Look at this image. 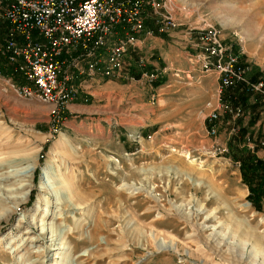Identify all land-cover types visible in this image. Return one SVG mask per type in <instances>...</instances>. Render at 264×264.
<instances>
[{"label":"rangeland","instance_id":"rangeland-1","mask_svg":"<svg viewBox=\"0 0 264 264\" xmlns=\"http://www.w3.org/2000/svg\"><path fill=\"white\" fill-rule=\"evenodd\" d=\"M160 1L178 27L126 55L122 78L84 88L82 76L80 111L53 117L0 77V264H264V197L249 202L230 152L264 161V106L245 90H264V0ZM146 18L153 26L148 9ZM207 27L240 52L242 81L220 94L192 45ZM211 234H225L216 248Z\"/></svg>","mask_w":264,"mask_h":264},{"label":"built area","instance_id":"built-area-1","mask_svg":"<svg viewBox=\"0 0 264 264\" xmlns=\"http://www.w3.org/2000/svg\"><path fill=\"white\" fill-rule=\"evenodd\" d=\"M146 9L158 34L178 27L160 0H0V62L7 70L0 77L18 98L44 104L53 117L63 115L82 76L123 77L125 56L153 35L145 27ZM192 45L200 71L216 75L219 94L242 81L240 52L222 44L214 28L200 29ZM245 90L261 95L264 106L262 83ZM215 119L213 110L211 135Z\"/></svg>","mask_w":264,"mask_h":264},{"label":"trees","instance_id":"trees-1","mask_svg":"<svg viewBox=\"0 0 264 264\" xmlns=\"http://www.w3.org/2000/svg\"><path fill=\"white\" fill-rule=\"evenodd\" d=\"M145 26L147 29L152 27L151 31L153 34L157 33L156 27L154 24L152 26L150 21L145 20ZM5 70L1 69L2 74L7 73V70L6 72ZM130 74L138 78L140 76V70L137 73L132 71ZM230 150H232V148ZM230 152L233 155L232 158L239 162L238 168L241 181L248 189L249 202L257 204L260 198L264 197V161L256 158L252 153L245 149L239 150L234 147V150Z\"/></svg>","mask_w":264,"mask_h":264},{"label":"bare ground","instance_id":"bare-ground-1","mask_svg":"<svg viewBox=\"0 0 264 264\" xmlns=\"http://www.w3.org/2000/svg\"><path fill=\"white\" fill-rule=\"evenodd\" d=\"M65 139V138H64ZM187 176H189V175H187ZM190 177V176H189ZM191 182H192V184H195V181L190 177V178H188ZM124 187H125V189L129 192V194H134V193H138V192H140V190L139 189H137V188H135V187H132V186H128V185H124ZM218 192V191H217ZM220 195L221 194H219V195H217V193H216V197L218 198V197H220ZM222 197V196H221ZM219 200H222V202H224V201H226V199L225 200H223L222 198H218ZM218 201V200H217ZM220 203V202H219ZM226 203H227V201H226ZM226 203H223V205L225 206V208L228 210V212H227V214H228V217L230 218V219H232V222H233V225L232 226H234L233 228H231L232 230H235V231H237V233H238V231H240V235L242 234V235H246L247 237L251 234V231H250V229H248L247 227H246V225L243 223V221H241V220H237L235 217H232V216H234L233 215V213L231 212V210H230V208H229V205H227ZM248 206H247V204L245 205V207L244 208H247ZM202 208V207H201ZM190 218V217H189ZM234 220V221H233ZM226 226V225H225ZM227 226H228V224H227ZM201 228V227H200ZM195 229V228H194ZM231 229H230V231H231ZM196 231V230H195ZM197 232V231H196ZM232 232V231H231ZM233 233V232H232ZM223 235H225V234H223ZM223 235H220V236H218L217 234H211V236H209V237H207V242H209L210 244L212 243V242H214V246H215V248L221 243V241L223 240H221V238L223 237ZM200 236V235H199ZM253 236V235H252ZM197 237V236H196ZM195 237V238H196ZM153 238H154V240H156L157 238H156V236L155 235H153ZM203 238V237H202ZM253 239L255 240V243L253 244V246H252V252H253V254H261V252H262V250H261V248H260V246L259 245H257V238L255 239L254 238V236H253ZM195 240V239H194ZM197 240V239H196ZM164 241V240H163ZM241 241V240H240ZM156 243H155V246L157 247V249L158 250H165V249H170V248H173V246L172 247H170V246H168L167 244H165V242H160L159 240L158 241H155ZM158 242V243H157ZM197 243H198V241H197ZM242 243V242H241ZM213 246V247H214ZM210 248V247H209ZM219 248V247H218ZM217 248V249H218ZM213 250H215V249H213ZM219 251V249L217 250V252ZM56 254V253H55ZM56 256V255H55ZM236 256V255H235ZM256 256V255H255ZM44 257H46L45 255H44ZM57 257H55V259H56ZM239 259H240V257H239ZM238 262V261H237Z\"/></svg>","mask_w":264,"mask_h":264},{"label":"crops","instance_id":"crops-1","mask_svg":"<svg viewBox=\"0 0 264 264\" xmlns=\"http://www.w3.org/2000/svg\"><path fill=\"white\" fill-rule=\"evenodd\" d=\"M146 27V26H145ZM167 35H166V33L165 34H158V33H155V34H153V36L152 37H150V38H147V39H145L144 41H146V40H149V41H151L152 43H157V45H160L161 44V42H162V39L164 38V37H166ZM195 39V38H194ZM144 41H143V43H144ZM145 44V43H144ZM142 47H144L145 48V45H143ZM152 52H148L149 50H150V48H148L147 50H146V48H145V50H142V52H145V53H148V55H150V57L152 56V55H156V53L158 52V54H159V50H158V48H155V46H152ZM194 49H196V48H194ZM130 54V53H129ZM128 54V55H129ZM126 63V62H125ZM0 72H1V69H3V70H5V67L3 66L4 64H2V62H0ZM126 65L128 66L129 65V63L127 64L126 63ZM128 70V69H127ZM163 72V71H162ZM1 74H2V72H1ZM141 75H144V72H143V69L142 70H140V76ZM213 79H215V81H217L216 80V76H214L213 77ZM112 80H114V79H112ZM109 81H110V79H106L105 80V83L107 84V83H109ZM93 82H95L93 79L92 80H90V84L88 83V84H83V86H81V87H84V88H88V87H91V84L93 83ZM98 81H96V83H97ZM85 90H82V89H78L77 88V90H76V93H75V95L73 96V98L71 99V101L68 103V105H67V109H68V112H69V110L70 109H73V107L74 108H77L78 109V111H80L79 109L81 108V105L80 104H75L76 102H78V99L79 98H81V97H79L78 95H79V93H82V92H84ZM78 103H80V102H78Z\"/></svg>","mask_w":264,"mask_h":264}]
</instances>
